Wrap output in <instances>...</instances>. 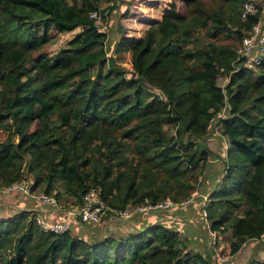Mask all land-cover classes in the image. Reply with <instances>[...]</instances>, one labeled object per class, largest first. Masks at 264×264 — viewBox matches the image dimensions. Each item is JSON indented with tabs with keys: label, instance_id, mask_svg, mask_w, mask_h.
Returning a JSON list of instances; mask_svg holds the SVG:
<instances>
[{
	"label": "trees",
	"instance_id": "16d2710c",
	"mask_svg": "<svg viewBox=\"0 0 264 264\" xmlns=\"http://www.w3.org/2000/svg\"><path fill=\"white\" fill-rule=\"evenodd\" d=\"M182 1L187 14L172 3L140 38L116 44L117 52L131 53L128 74L89 15L112 13L117 3L0 0V128L10 130L0 139L1 186L30 174L33 190L52 193L61 183L81 199L97 185L117 210L186 200L207 151L194 138L228 106L219 117L230 144L225 175L209 194L206 218L212 231H232V253L263 236L264 53L256 68L237 53L261 14L242 17L246 0ZM79 26L66 46L34 56L50 29ZM221 74L229 77L225 87ZM28 214L0 217V264H217L209 251L187 250L178 230L159 219L89 240L46 231ZM246 264L264 258L253 255Z\"/></svg>",
	"mask_w": 264,
	"mask_h": 264
},
{
	"label": "rangeland",
	"instance_id": "374dc122",
	"mask_svg": "<svg viewBox=\"0 0 264 264\" xmlns=\"http://www.w3.org/2000/svg\"><path fill=\"white\" fill-rule=\"evenodd\" d=\"M264 9V0H255ZM117 3V9L112 12H102L101 28L107 33L106 46L108 55H113L119 62L124 65L127 73L132 69L130 51L117 52L116 44L122 37L133 38L138 37L142 31L147 29L152 21L159 18L166 0H102V8L111 3ZM158 17V18H157ZM262 25L264 27V10L262 14ZM82 26L70 31H58L50 29V41L45 43L39 50L34 52L37 58L41 54L52 55L61 47L67 45L69 39L76 34L81 33ZM207 34L203 31L199 34L200 43L206 41ZM257 69H255L256 71ZM229 77L227 75L218 76V84L225 87ZM228 113V106L214 119L208 133L202 137H195L207 151L204 159L200 164L198 177L194 180L195 187L186 201L178 203V205L169 209H158L159 213H142V216L135 214L133 217L125 219L119 214L108 210L102 221L95 224H82L80 227H73L71 232L78 236H87L89 240H99L106 235L122 236L126 235L132 229V222L140 220L143 223L154 222L156 218L163 221L167 225L176 228L180 236L187 244V250L190 251H209L212 259L217 264H246L251 256L264 258V234L260 238L247 239L241 248L235 252H231V241L234 236L232 231L211 232L207 226L206 212L204 206L209 201V194L216 189L224 179L225 168L227 163V151L230 146L228 137L221 132V124L219 117ZM169 132H175L171 126H166ZM9 129L0 128V139L4 140L9 135ZM28 160V157H27ZM25 178L33 181V176L28 174ZM36 191H44V188H38ZM56 196L63 202L70 204L73 197L63 190L61 183H57L56 188L51 194ZM171 199V198H170ZM33 198L28 197L19 192H7L0 185V217H10L14 213L23 211L27 207L34 205ZM155 212V211H154ZM154 216V217H153ZM209 223V221H208ZM141 224H138L139 227ZM137 229V228H136ZM87 233V235H83ZM92 237V238H91Z\"/></svg>",
	"mask_w": 264,
	"mask_h": 264
},
{
	"label": "built area",
	"instance_id": "2783aa9c",
	"mask_svg": "<svg viewBox=\"0 0 264 264\" xmlns=\"http://www.w3.org/2000/svg\"><path fill=\"white\" fill-rule=\"evenodd\" d=\"M263 10L255 0H246L242 5L241 15L244 18L251 13L261 14L259 22L247 31L241 45L237 49L238 56L244 58L246 67L256 68L262 60L264 53V27L261 21ZM89 15L96 22H101L102 20V14L99 11H92ZM3 187L7 192H19L32 197L34 205L26 208L29 210L28 216L34 218L42 229L51 232L71 231L73 227H80L82 222L90 225L97 224L102 221L108 210L119 214L122 218L128 219L138 213L173 208L181 202L167 198L157 203L131 204L125 209L117 210L109 207L101 194L100 187L97 185L89 186L82 194L81 199L71 196L73 197V202L70 204L61 201L56 194L33 190L32 181L27 178ZM186 200H182V203ZM207 226L211 232H214L210 229L208 221Z\"/></svg>",
	"mask_w": 264,
	"mask_h": 264
},
{
	"label": "crops",
	"instance_id": "0c3cea01",
	"mask_svg": "<svg viewBox=\"0 0 264 264\" xmlns=\"http://www.w3.org/2000/svg\"><path fill=\"white\" fill-rule=\"evenodd\" d=\"M167 1V3H165V7H163V10H162V12H161V14L159 15V18L158 19H160L161 18V16H162V14H163V12L166 10V9H168L169 7H170V5L172 4V3H174L175 5H176V9L178 10V11H180V12H182V13H184V14H187V6H186V4H185V2L184 1H182V0H166ZM156 20V19H155ZM78 28V27H77ZM144 33V31H142V33L138 36V38H140L141 36H142V34ZM79 34V33H78ZM77 35V34H76ZM129 54H130V59H131V53L129 52ZM155 211V212H154ZM151 213V212H150ZM149 212H148V214L149 215H152V214H150ZM152 213H159L158 212V210L156 209V210H153L152 211ZM144 214H146V213H144ZM140 215V214H139ZM154 217V216H153ZM155 219L157 220L158 218H156L155 217ZM137 223L134 221V222H132V229H130L131 231H134V230H136V228H138L137 227Z\"/></svg>",
	"mask_w": 264,
	"mask_h": 264
}]
</instances>
